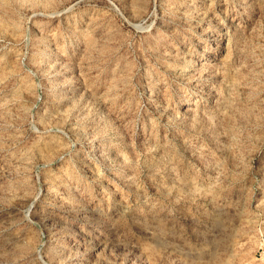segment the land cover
<instances>
[{
  "label": "rangeland",
  "instance_id": "rangeland-1",
  "mask_svg": "<svg viewBox=\"0 0 264 264\" xmlns=\"http://www.w3.org/2000/svg\"><path fill=\"white\" fill-rule=\"evenodd\" d=\"M0 264H264V0H0Z\"/></svg>",
  "mask_w": 264,
  "mask_h": 264
}]
</instances>
